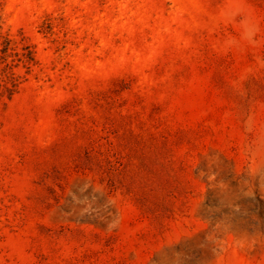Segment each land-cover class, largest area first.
Returning <instances> with one entry per match:
<instances>
[{"label":"rangeland","instance_id":"374dc122","mask_svg":"<svg viewBox=\"0 0 264 264\" xmlns=\"http://www.w3.org/2000/svg\"><path fill=\"white\" fill-rule=\"evenodd\" d=\"M4 37L0 264H264V0H0Z\"/></svg>","mask_w":264,"mask_h":264},{"label":"trees","instance_id":"16d2710c","mask_svg":"<svg viewBox=\"0 0 264 264\" xmlns=\"http://www.w3.org/2000/svg\"><path fill=\"white\" fill-rule=\"evenodd\" d=\"M32 45L4 37L0 47V97H10L35 64ZM22 68L23 73L17 71Z\"/></svg>","mask_w":264,"mask_h":264}]
</instances>
